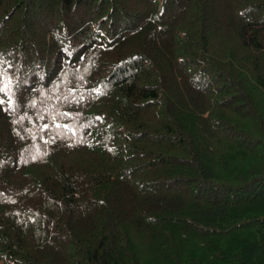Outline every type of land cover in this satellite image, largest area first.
<instances>
[{
  "label": "trees",
  "instance_id": "16d2710c",
  "mask_svg": "<svg viewBox=\"0 0 264 264\" xmlns=\"http://www.w3.org/2000/svg\"><path fill=\"white\" fill-rule=\"evenodd\" d=\"M0 264H264V0H0Z\"/></svg>",
  "mask_w": 264,
  "mask_h": 264
}]
</instances>
